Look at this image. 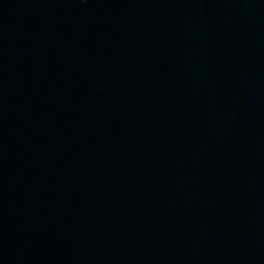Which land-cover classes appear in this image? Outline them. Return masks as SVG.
Here are the masks:
<instances>
[{
	"label": "water",
	"instance_id": "1",
	"mask_svg": "<svg viewBox=\"0 0 264 264\" xmlns=\"http://www.w3.org/2000/svg\"><path fill=\"white\" fill-rule=\"evenodd\" d=\"M0 264H264V0H0Z\"/></svg>",
	"mask_w": 264,
	"mask_h": 264
}]
</instances>
